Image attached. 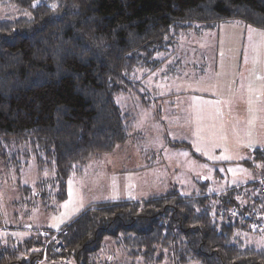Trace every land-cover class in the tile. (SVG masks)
<instances>
[{
  "label": "trees",
  "instance_id": "1",
  "mask_svg": "<svg viewBox=\"0 0 264 264\" xmlns=\"http://www.w3.org/2000/svg\"><path fill=\"white\" fill-rule=\"evenodd\" d=\"M2 8L14 13L0 11V162L17 175L35 162L34 186L19 185L27 211L55 209L69 179L130 140L135 109L123 101L148 107L142 78L167 58L177 65L186 34L228 23L264 30V0H0ZM243 164L264 166V148ZM202 186L91 205L47 238L0 244V264H96L107 240L132 264H264V246L249 244L264 232V187Z\"/></svg>",
  "mask_w": 264,
  "mask_h": 264
},
{
  "label": "crops",
  "instance_id": "2",
  "mask_svg": "<svg viewBox=\"0 0 264 264\" xmlns=\"http://www.w3.org/2000/svg\"><path fill=\"white\" fill-rule=\"evenodd\" d=\"M217 28L220 33L215 37V45H212L215 49L210 53L211 71L213 69V72L208 76L200 75L197 80L192 79L195 81L194 85L199 86L202 90L186 88V84L181 81L183 79L180 76L182 74L187 76L188 73L184 71L185 65L182 59L178 58L177 65L172 63L173 60L165 65L167 73L163 76L167 80H162L159 85L150 87L149 95L150 97L153 95L154 104L155 101L158 103L154 110L143 109L146 110L149 120L144 131H146L147 137L151 132H154L156 143H146V135L144 138L138 133L140 134L138 143L141 144L144 141L147 146L140 147L141 153L145 155L146 163L140 168L135 167L131 170L118 168L107 174L105 182L102 184L106 183L112 189L126 187L128 192L127 199L116 198L114 201H143L152 196L164 195L174 189L182 192V183L176 182L178 180L174 178L170 181L175 182L169 181L167 186L160 188V183H165L163 174H160L162 164L154 161L167 152L171 157L177 155L176 157L181 156L186 160L190 158L188 161L192 163L196 161L213 166L216 169L214 177L216 181L217 177L221 176L217 168H222L220 165L230 163L222 154L228 143L231 148L240 147L248 150L243 145L245 139L246 142L249 139L248 132L255 135L256 140L251 150H248L250 156L241 155L244 157L239 160V164L244 167L246 166L243 162L251 160L256 149L264 148V116L262 115L264 113V30H260L261 33H259L256 28L240 24H223ZM234 31L238 33L232 34L231 32ZM229 48H233L228 53L230 59H233L234 67L223 69L220 62L221 70L218 72L219 57L223 54L224 49L227 52ZM243 67L247 73L245 77L242 75ZM219 73L222 76L221 79L218 77ZM216 75L215 80L213 77ZM223 77L228 80V83H222ZM234 77L236 82L233 81ZM150 115L151 119H149ZM135 119L136 125L139 126V118L136 114ZM160 126L163 129H159ZM135 130L136 127H134ZM139 130L137 127L136 132ZM239 130H247L246 134L242 133L244 135L243 142L229 141L234 137L238 140ZM225 140L228 143L224 146ZM173 143H185L190 148L174 147ZM193 145L196 146L195 149ZM215 153L219 158L215 156ZM174 169L178 171L177 168ZM141 180H144L147 186L144 191L138 188L141 185L139 184ZM194 182L197 189L192 190V194L188 196L198 193L204 188L202 184L205 182L212 184L208 177L202 176L194 178ZM209 189L210 186L207 189L208 192H210Z\"/></svg>",
  "mask_w": 264,
  "mask_h": 264
},
{
  "label": "rangeland",
  "instance_id": "3",
  "mask_svg": "<svg viewBox=\"0 0 264 264\" xmlns=\"http://www.w3.org/2000/svg\"><path fill=\"white\" fill-rule=\"evenodd\" d=\"M0 11L1 15L3 16L14 13L12 8H2ZM228 24L235 25L234 23ZM258 32L261 33L259 29ZM218 33H220L218 28H213L204 30L200 34L192 32L190 34H186L182 38L180 47H178L177 55H180L179 59H182L183 64L185 65L184 71L188 73L187 76L183 74L180 76L183 79L181 81L186 84V88L191 87L192 90H194L193 88L202 90L199 86L194 85L195 81L192 79L197 80L200 78V75L208 76L209 74H212L213 69L211 71L212 59L210 58V53L215 49L212 45H215L214 39L217 37ZM231 33L236 35L238 32L234 31ZM246 33L248 32L246 31ZM236 49L238 50V47ZM229 50H233V48H229L227 52L224 49V52H222L223 54H221L219 57L220 60H218V72L221 70V63L223 69H231L234 67L233 59H230V54L228 53ZM171 58L172 57L165 60V65L173 60V58ZM165 65H163L158 70L147 71V75L144 77L141 75L143 77L141 78L144 82V87H142L141 91L143 94L147 92L151 93L150 87L159 85L162 80H167L163 76V74L167 73V71H165ZM243 68L244 70L242 75L245 77L247 73L245 71V67ZM218 77L221 79L222 76L220 73ZM213 78L216 80L217 75ZM233 81L236 82L235 77ZM224 82L228 83V80L225 77L222 79V83ZM142 101L138 99V104L131 100L127 101V103H125V100L123 101V105L127 107V109L133 108V112L135 109V114L139 118V126L136 125V122H134V127H136V130L137 127H139L140 130L138 132L135 130L130 140L124 145H119L111 154H106L87 164L82 175H77L69 179L67 184V200L59 204L53 210H47L42 205H38L35 208L27 211L25 206L17 203L21 199L19 185L34 186L39 178V172L35 162L32 161L28 167L22 169L20 175H17L13 171L8 173L10 170L2 167L0 162V244L8 245V241H21L37 234H42L47 238L49 237V231L59 230L91 205L114 201L116 198H128L126 187L112 189V187L109 188L106 183L102 184V182H105V177L109 172L117 170L118 168H121L122 170H131L135 167L140 168L141 165L146 163L145 155L141 153L140 147L147 146H145L144 141L141 144L138 143L140 134L144 136V138L147 137V133L144 130L146 129L145 125L149 123L147 118L148 114L146 110H143L145 108L140 107L139 105ZM145 101L148 104L146 109L151 108V110H154L156 108L155 105L158 103L155 101L154 104L153 95H151V97H147ZM151 115L154 116V114ZM151 115L149 119H151ZM262 115L264 116V113H262ZM159 129L163 128L160 126ZM247 130H239L238 140L236 137H234L230 138L229 141L243 142L244 135L242 133L244 132V134H246ZM259 134L260 132L258 131V135ZM154 136V132H151L147 137L146 143H156ZM247 137H249V139L247 142L245 139L243 145L248 148V150H251L256 140L255 135L249 131ZM227 143L228 142L225 140L223 145L225 146ZM227 145L228 146L224 148L225 150L222 152V154L225 155L227 158L226 160H228L230 163L226 165H220L222 168H217L220 173L219 175L222 177L216 176V181L214 180L216 169L209 164L199 163L196 161L192 163L188 161L190 158L186 160L185 158H181V156L176 157L177 155L171 157L169 156L168 152L164 156L157 157L154 162H159V164H162L160 174H163V179L165 181L164 184L160 183V188L167 186L169 184L168 182L174 178L178 180L176 182L180 181L183 185L181 188L182 192H180L184 194V196H188L192 194V190L197 189L195 184L197 181L194 182V178L198 176L208 177V180H210L212 183L209 189L210 194L220 193L225 189L239 185H248L256 181L260 182L262 187H264V166L262 164H258L254 170L244 167L243 165L239 164V160H241L244 156H250V151L247 149L244 150L240 147L231 148L229 143ZM193 147L194 149L196 148L195 145H193ZM215 156L217 157V153H215ZM174 168H177L178 171ZM171 169L174 170L172 171ZM170 182L173 183L175 181ZM139 184L141 185L138 186V188H141V190L144 191V189L147 187L144 180H141ZM263 189L264 188L261 190ZM243 202L246 203L245 201ZM249 237V244L253 243L257 246H264V232L255 235L251 233L249 234ZM53 239H55V237ZM53 239H50V241H53ZM127 254V251L125 252L117 248L111 240H107L105 242V247L101 251L100 260H98L96 264H132L133 262L131 259H129ZM41 262L45 263V260H42ZM135 264L146 263L137 260L135 261ZM160 264H173V262L166 258Z\"/></svg>",
  "mask_w": 264,
  "mask_h": 264
}]
</instances>
